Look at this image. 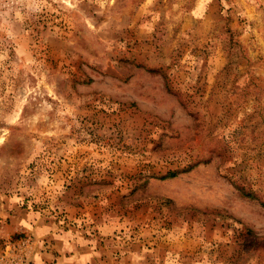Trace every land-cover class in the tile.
<instances>
[{"label":"rangeland","instance_id":"374dc122","mask_svg":"<svg viewBox=\"0 0 264 264\" xmlns=\"http://www.w3.org/2000/svg\"><path fill=\"white\" fill-rule=\"evenodd\" d=\"M0 210L28 264H264V0H0Z\"/></svg>","mask_w":264,"mask_h":264},{"label":"crops","instance_id":"0c3cea01","mask_svg":"<svg viewBox=\"0 0 264 264\" xmlns=\"http://www.w3.org/2000/svg\"><path fill=\"white\" fill-rule=\"evenodd\" d=\"M0 215L1 216H3V212H1V210H0ZM15 222V223H14ZM36 223V222H35ZM14 224V225H13ZM15 224H17L16 223V221H13V223H10V225H8V226H10L11 228H12V230H14V231H22V232H34L35 230H36V228H35V226L36 225H34L33 224V226L32 227H22V225H15ZM5 225L7 226V224L5 223ZM1 227H3V225L1 226L0 225V228ZM39 235V234H38ZM1 236V235H0ZM54 236L56 237V238H62V239H64V240H68V238H67V236H66V234H62V235H60V234H54ZM1 238H3V237H1ZM38 239V238H37ZM63 251L62 252H64L65 250L64 249H62ZM39 254V251H38V253H36V264H62L63 262H61L59 259H57V261H55V260H53L51 263H50V251H48L47 250V252L45 253H42L41 254V256H43V257H41V256H39L38 255ZM74 254H75V256H72V258H73V260H71L70 261V264H81L80 263V261H78V257H77V255H76V253L74 252ZM47 256V257H46ZM33 257H34V259H35V252H34V254H33ZM44 258V259H43ZM84 262L82 261V264H83Z\"/></svg>","mask_w":264,"mask_h":264},{"label":"built area","instance_id":"2783aa9c","mask_svg":"<svg viewBox=\"0 0 264 264\" xmlns=\"http://www.w3.org/2000/svg\"><path fill=\"white\" fill-rule=\"evenodd\" d=\"M26 255L21 247L7 244L0 249V264H28Z\"/></svg>","mask_w":264,"mask_h":264},{"label":"trees","instance_id":"16d2710c","mask_svg":"<svg viewBox=\"0 0 264 264\" xmlns=\"http://www.w3.org/2000/svg\"><path fill=\"white\" fill-rule=\"evenodd\" d=\"M176 176V172H168L166 175L162 176L161 178H167V177H174ZM249 195V193H247Z\"/></svg>","mask_w":264,"mask_h":264}]
</instances>
